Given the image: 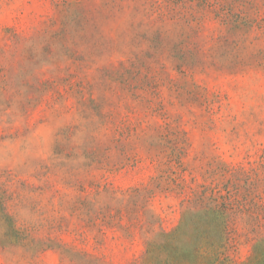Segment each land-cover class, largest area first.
<instances>
[{
  "label": "rangeland",
  "instance_id": "1",
  "mask_svg": "<svg viewBox=\"0 0 264 264\" xmlns=\"http://www.w3.org/2000/svg\"><path fill=\"white\" fill-rule=\"evenodd\" d=\"M0 187V264H264V0H0Z\"/></svg>",
  "mask_w": 264,
  "mask_h": 264
},
{
  "label": "trees",
  "instance_id": "2",
  "mask_svg": "<svg viewBox=\"0 0 264 264\" xmlns=\"http://www.w3.org/2000/svg\"><path fill=\"white\" fill-rule=\"evenodd\" d=\"M8 199H9V196L7 195L6 190H4L0 187V217L8 222L9 231L11 233L9 235H13V237L15 238L14 242L15 243H22L27 238V235L24 234L22 232V230H20L16 226L15 220L12 217L11 213L9 212L8 205L6 203ZM225 233H229V229H227V227L225 229ZM202 249L203 248L201 245H197L194 247V255H193V258L190 260L189 264H198L197 262L199 261V258L202 257V251H201ZM221 255H222L221 251L218 250L216 252V256H215L214 260H208L205 263L206 264H225L226 259L223 258ZM172 256H173V254H170V256H167L165 264L178 263L177 262L178 258H176L174 256L172 258ZM199 264H201V263H199Z\"/></svg>",
  "mask_w": 264,
  "mask_h": 264
}]
</instances>
